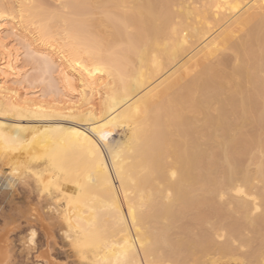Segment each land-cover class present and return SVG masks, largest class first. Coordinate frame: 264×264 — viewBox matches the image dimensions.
Here are the masks:
<instances>
[{"label":"bare ground","instance_id":"bare-ground-1","mask_svg":"<svg viewBox=\"0 0 264 264\" xmlns=\"http://www.w3.org/2000/svg\"><path fill=\"white\" fill-rule=\"evenodd\" d=\"M31 80L44 90L26 87ZM6 173L33 179L39 198L58 192L60 223L79 237L72 243L82 250L102 239L109 249L97 264L228 253V236L243 241V230L260 248L264 0H0ZM31 202L28 225L48 234L41 200ZM2 218L6 264L17 227ZM222 229L228 241L216 243ZM263 248L250 260L264 264Z\"/></svg>","mask_w":264,"mask_h":264},{"label":"rangeland","instance_id":"rangeland-1","mask_svg":"<svg viewBox=\"0 0 264 264\" xmlns=\"http://www.w3.org/2000/svg\"><path fill=\"white\" fill-rule=\"evenodd\" d=\"M22 58H21V61L23 62L22 65L27 68L26 69L27 70V77L29 76L31 79L34 80V78L38 76V72L37 71H34L35 70L34 63H32L33 65H31V62H29L30 60L29 61L28 60L26 61L25 58H23V59ZM26 62L29 63V64H27L28 66L26 65ZM30 78H29V80H30ZM35 83L38 85V87H37V85ZM35 83L33 82L32 85H30V87H29V85H26V87L28 86V88L30 89V88H33L32 86H36L33 89H34V91L37 90V92L40 89L41 90H44L45 86L43 84H42L43 86H41L40 83H38V82H35ZM249 168L251 169L252 166L249 167ZM3 169H5L6 171H8L7 167H4ZM38 170H40V171L42 170L43 171L44 170L43 169V166L42 167H39ZM44 174H45L44 176H46V173H44ZM16 175L17 174H13V175L10 176L8 173H6L5 176H2L0 178V227H2V225H3L2 215H5L7 217V220L10 223L11 226L17 227L16 229L13 230V232H11L9 234L10 235L9 238L10 237L11 238L8 240L9 243L6 244L7 245V249H9L8 251L10 253L9 254V259L7 260L6 264H91L92 262H93L92 264H97L96 263L97 258H99L100 256H102L104 254L105 255H108L109 254V249L107 247H105V248L102 247V246H105L104 245V241L102 239H95L93 241V245L94 246H92L91 248L90 247H86V248H83L82 250H80L79 248H77L74 245V243H72V242H74V240H76V239L79 238L78 237V234H76L73 231L68 230L66 227H64L60 223L61 222L60 221L61 220V218H60L61 217L60 212L64 208V202L62 200H60V198H59L60 195L58 194V192H54V194L51 195L52 197L50 196L51 199L47 195H43L41 198H39L38 197L39 196V192H38V189L36 188L35 181L33 179H30L32 181L31 182H30V180L28 181L29 184H30L29 185V184H27L28 182L26 183V180L24 179V177H19L18 175L16 177ZM9 177H11V178H9ZM16 178H18V179H16ZM27 186H30L31 187V189H32L31 192H30L31 194L29 192H27L28 190L26 191ZM6 198L9 200V202H7V203H5L3 201V199H6ZM38 200L39 201L41 200V202H42L41 203L42 208L40 210V213H41V216H42L41 218H43V222H44L45 219L48 221V222L45 221L44 223L47 222L48 225L51 224L50 225L51 226L50 227L51 228L50 230L52 232H54V234L53 233H50L51 231H49L48 234H45L42 231V227L40 226V223L37 222V221L35 223H33L32 225H28V223H27L28 222V218L27 217H28V214L29 213L27 212V210L25 208L26 203H28L30 201H34V203L36 204L35 201H38ZM223 201H224V204H226L224 199H223ZM31 203H32V205L34 204L33 202H31ZM21 207L23 209H21ZM22 210L24 212H22ZM57 213H59V214H57ZM16 215H17V217H15ZM59 215H60V217H59ZM55 220H57V222ZM19 222H21V223H19ZM213 222H214V220L211 221V223H213ZM36 223L39 224L40 227L38 225H36ZM47 223H46V225H47ZM205 225L206 224H204L203 227L207 231L208 230L210 231L209 227L212 226V225L211 224L210 225L207 224L208 225L207 228H206ZM53 226H55V227H53ZM31 227H33V229L35 228L34 230L37 231V237L32 242L29 241V236H28L29 235V232L28 231L30 230ZM63 227H64L65 230L62 229ZM203 227H201V229H200V230H202L201 233H203V231L205 230ZM263 227H262V230H263V233H264ZM218 230H221V229H218ZM247 230H249V229H247ZM68 231L71 232V233H68ZM194 231H196V228L194 229ZM198 232L199 231H197L195 233L193 232V233L194 234L197 233L196 236H198V235L201 234V233L199 234ZM218 232H217L216 236H213V239L215 240L216 243L217 242L219 243L220 241L224 242V241H228L229 240L228 241L229 242V245H231V244L234 245L233 246L234 249H232L233 251L232 252L229 251L230 254H229V252L228 253H220V254L219 253L218 254H216V253L215 254H211V253L215 252L214 249H211L212 252L208 250V251H205L203 253H202L201 250H199L201 253H199V254L196 255V253L198 251L196 249H194L197 252L195 251L196 253L194 252L193 254H191V255H193V257L189 254V256H187L186 259H183V260H185L184 262L183 261L182 262H179L180 260H175L174 261L175 264H181V263L182 264H188V263L189 264H211V263L212 264H214V263L215 264H256V262H259V264H260L261 261L254 262L255 259L254 260L251 259L253 261L252 262L250 260V258H253L254 255L252 257H249V254L250 253H251V255L252 254H255L256 253V252H254L255 250L256 251H258V250L261 251L262 250V246L264 245V242L262 243V241L264 239H261L262 241L259 240V238L256 240V241H261L260 242V245H261V243L263 244V245L260 246V248H261L260 249L259 247H257L259 245V243L257 244V242H255V239L253 238L254 236H252V235L255 234L252 231L250 233H248V232H246V230H243V232H244L243 234H245L244 237H243V241H239L242 238V232H241V235H240L241 237H238V235H237V237H236V235L233 236V237H236V240L232 238V235L230 236L231 238H229V236H228V238H227L228 240H227L226 237H225V235L227 233H226V230H224V229H222V231L220 232L221 235H222V237L221 238H218L217 237ZM38 233H40V234H38ZM259 234H261V233H259ZM49 235H51V236L54 235V236H52V238H51V236H49ZM246 236H247V239L245 238ZM262 236H264V234L258 235V237H260V238H263ZM248 237L249 238H253V240L252 239L251 240L248 239ZM52 239H53V241H52ZM217 239H218V241H217ZM230 239H232V241ZM245 240L252 241V245L253 244L254 245L253 246L251 245V246L247 247L246 246L247 243L245 242ZM241 242H243V244H241ZM255 246H256V248H259V249H255L254 248ZM8 247H10V248H8ZM231 247H232V245H231ZM231 247H230V249H231ZM244 247H245V249H244ZM250 247H252V248H250ZM238 248H239V250H238ZM111 249H112V252H113V251H115L116 247L113 246ZM84 250H85L86 253L84 252ZM89 250H90V252H89ZM101 250H102V253H101ZM194 250H192V252ZM236 250H238V251H236ZM251 251H253V252H251ZM209 252H211V253H209ZM204 254H205V257H204ZM222 254H224V255H222ZM226 254H227V256H226ZM50 255L52 257H50ZM94 255H98V257L95 258ZM87 257H88V260H87ZM196 257L197 258L198 257L199 258L202 257V261L200 260L201 259L200 258L199 259L200 262H199ZM245 257H246V259H245ZM262 257H264V255ZM79 258L80 259L82 258V260H80ZM90 258H91V260H90ZM195 258L197 259V261H194ZM161 259H162V261L161 260L157 261V264H170L171 262H173L171 259L166 258V257H165V259L164 258H161ZM188 259H189V261H188ZM192 259H193V261H192ZM262 259H264V258H262ZM52 260H53V262H52ZM168 260H171V261H168ZM155 263L156 262H154V264ZM171 264H174V263H171Z\"/></svg>","mask_w":264,"mask_h":264}]
</instances>
